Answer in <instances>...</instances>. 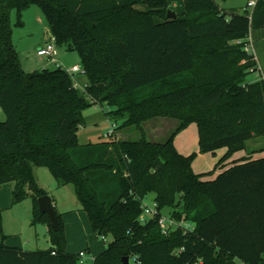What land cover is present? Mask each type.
Segmentation results:
<instances>
[{"label": "trees", "instance_id": "obj_1", "mask_svg": "<svg viewBox=\"0 0 264 264\" xmlns=\"http://www.w3.org/2000/svg\"><path fill=\"white\" fill-rule=\"evenodd\" d=\"M143 5L148 9H137ZM33 6L57 46L79 54L88 81L83 90L63 67L22 68L11 15L22 27ZM169 6V0H0V110L6 116L0 187L15 183L13 205L29 198L37 204L49 195L37 184L38 167L59 186L73 185L94 235L113 239L93 264H124L125 257L132 264H264V156L252 157L264 148L247 150L248 141L264 138V79L249 81L260 68L246 52L250 34L264 29V0L252 14L226 13L215 0H184L176 20L168 18ZM104 105L116 131L135 129L139 138L79 145L84 110ZM159 118L178 127L164 142H152L143 125ZM192 124L199 153L226 149L222 161L243 151L249 157L212 180L213 172L194 173L198 153L185 156L174 144ZM150 195L160 215L193 230L165 236L158 218L140 222ZM40 214L35 222L48 225L52 246H8L0 228V264H80L78 254L67 252L61 216L54 231Z\"/></svg>", "mask_w": 264, "mask_h": 264}, {"label": "rangeland", "instance_id": "obj_2", "mask_svg": "<svg viewBox=\"0 0 264 264\" xmlns=\"http://www.w3.org/2000/svg\"><path fill=\"white\" fill-rule=\"evenodd\" d=\"M257 0H215V3L222 11L226 13L236 14H252L253 9L249 8L250 3H254ZM169 10L176 12L178 15L184 13V0H169ZM138 10L144 11L148 7L138 6ZM22 20L24 26L17 27L15 13L11 15V25L13 29L14 45L20 54L22 62V68L27 73H34L37 70L56 69L57 65L51 60H47L38 55V49L41 46H45L50 43L52 35L45 17L41 9L37 6H33L23 13ZM158 21V19H156ZM253 44L255 46L254 54L251 52L250 41L248 39V46L246 52L255 57L258 60V66L260 70L253 69L252 74L249 77L250 82H257L264 74V29H255ZM57 54L55 56L59 65L64 69H70L74 65L81 66L80 56L77 52L68 50L65 46H56ZM253 57V58H254ZM72 79L78 83L80 88H83V80L85 75L74 74ZM107 107L104 105L97 108L90 107L84 110L83 116L85 118V124L81 128L79 134V145L85 147L88 144H98L102 141L110 140L105 135L112 126L115 124L112 120L108 119L106 112ZM6 116L2 110H0V122H4ZM167 124L172 126L169 130L168 136L178 127V122L173 119H167ZM122 122L119 121L120 125ZM130 130V129H129ZM131 140L139 138V132L132 129ZM130 135V133H129ZM135 136V137H134ZM117 139H121L118 135L114 136ZM113 137V138H114ZM124 138V137H123ZM123 138L121 140H123ZM158 139V137H156ZM166 140V139H164ZM159 137V141H164ZM260 145L264 146V138H254L247 143L248 151H257L255 148H259ZM35 178L39 187L45 190L49 196L56 202V212L61 214L63 212H72L70 215H60L62 225L64 226V232L66 240L68 241L67 251L71 254H79L80 250H84V253L88 251V246L93 254H101L107 248L108 244L113 240L111 237H105L104 239L96 237L90 228V224L87 222H78L74 216L77 213V208H81L80 203L74 192V186L67 187L57 185L55 177L52 176L47 168L38 167L35 169ZM2 188V187H1ZM5 188V187H3ZM0 228L2 234L6 236L4 241L6 245H11L24 249V251H41L49 249L52 244L49 239V227L43 221L35 222L36 215L40 217V209H38V203L36 204L32 198L24 200L20 204L13 205L12 192L7 189H0ZM154 195H150L148 202L153 201ZM37 211V212H36ZM168 211H166L167 214ZM98 254V255H99ZM80 264H93V260L90 254L86 253V256L82 259Z\"/></svg>", "mask_w": 264, "mask_h": 264}, {"label": "crops", "instance_id": "obj_3", "mask_svg": "<svg viewBox=\"0 0 264 264\" xmlns=\"http://www.w3.org/2000/svg\"><path fill=\"white\" fill-rule=\"evenodd\" d=\"M249 40L251 41V43L254 40V33L252 32L250 34ZM253 44V43H252ZM43 47V46H41ZM39 47V48H41ZM254 47V51H255V46L253 44ZM77 66V65H74ZM45 69V68H44ZM71 69V68H70ZM261 75L264 77V74ZM88 81L87 78L85 77V80H83L82 84H83V88H80L78 86V88L80 90H83L85 88V86L87 85ZM97 108V107H94ZM167 119L169 118H159V119H154L151 121H148L146 124L143 125L145 132H146V137L147 139H149L152 142H157V140H159V137L162 138V140L166 139L168 137L169 134V130L172 129V126L170 124H167L166 122ZM117 126H119V124H117ZM131 129H124V130H119L116 131L115 136L118 135L119 138H123V139H131L128 138V136H131ZM130 133V135H129ZM135 137V136H134ZM158 137V139L156 138ZM199 137H198V126L196 124H192L190 125V127H188L187 129L181 131L176 138L174 139V144H175V148L177 149V151L185 156H188L192 153H198L197 158L195 160V162L193 163V171L194 173H199V174H206V173H212V176L210 177V180L215 179L217 176H219L221 173H223V171L227 170L230 166H232L236 161H239L241 159H243V157H249V155H247V153L245 151L243 152H238L236 154L233 155L232 158L228 159L227 161H222L223 158L225 157L224 155L226 154L227 150L226 149H220L215 151L214 153H209V154H201L199 153V141H198ZM159 142H164V141H159ZM264 146L260 145L259 148H255L254 150H261L263 149ZM264 156V152H259V154H254L252 157L254 159H257L259 157ZM58 185V183H57ZM2 187V188H1ZM0 189H7L8 191L13 192L14 187H15V183L10 182L7 183L6 185L1 186ZM5 187V188H3ZM60 187V186H58ZM67 187V186H64ZM2 190H0L1 192ZM75 192V189H74ZM77 197V195H76ZM13 198V197H12ZM53 200V199H52ZM54 201V200H53ZM12 204V202H11ZM54 205V209L56 208V202H53ZM13 206V204H12ZM81 206V205H80ZM77 213L74 216L75 220H78V222H87L88 221V215L83 211V208H77ZM72 212H63L60 215H70L71 216ZM89 224V221H88ZM91 228V226H90ZM11 246V245H8ZM15 247V246H12ZM15 248H19V247H15ZM21 250L24 251V249L19 248ZM68 252V251H67ZM81 252H84V250H80L79 254ZM69 253V252H68ZM87 254L91 255L92 260L94 261V259L98 256L99 253H95L93 254L90 250V247L88 246V251L86 252ZM71 254V253H69ZM81 263V262H80Z\"/></svg>", "mask_w": 264, "mask_h": 264}, {"label": "built area", "instance_id": "obj_4", "mask_svg": "<svg viewBox=\"0 0 264 264\" xmlns=\"http://www.w3.org/2000/svg\"><path fill=\"white\" fill-rule=\"evenodd\" d=\"M255 4H256V2L250 3L249 8L253 9ZM250 43H251V41H250ZM250 45L251 46H250V48H248V50L251 49V52L254 54L253 44L251 43ZM56 46H57L56 38L54 36H52L50 43H47L44 47H41L37 50L38 55L42 58L49 60V61L51 60V62L55 63L57 65V67H62L59 65V62L55 58V56L57 54ZM67 71L71 75V77L74 74H82L83 73L85 75L83 67L81 69L80 66H74L71 69H67ZM263 79H264V77H263ZM75 86L78 88L79 85L77 82H75ZM96 107H98V106H96ZM115 133H116V125L114 124L112 126V129L108 131V133L105 135V137L106 138H113L115 136ZM142 206H143V212L139 217V221L142 223H147L148 220H151L153 218H158L159 225L161 226L162 232L165 236L169 235L173 231H176V230L182 229V228H184L185 232H187L188 230H190V231L193 230V226L191 224L185 222V221L179 222V221H176L167 215L166 216L160 215L158 206L156 205V203L154 201H151V203H149L148 200H144L142 203ZM53 255H54V253H53ZM78 256L80 258V262H82V259L86 256V253L81 252L80 254H78ZM132 262H136V258H134L132 260Z\"/></svg>", "mask_w": 264, "mask_h": 264}, {"label": "water", "instance_id": "obj_5", "mask_svg": "<svg viewBox=\"0 0 264 264\" xmlns=\"http://www.w3.org/2000/svg\"><path fill=\"white\" fill-rule=\"evenodd\" d=\"M167 16L171 20H176V18H178L177 13L171 10L168 11ZM38 209H40L42 214L48 215L50 225H52L53 230L59 231L60 225L58 223L57 212L56 209H54L53 200L49 195H45L39 198ZM123 263L132 264L129 257H125L123 259Z\"/></svg>", "mask_w": 264, "mask_h": 264}]
</instances>
